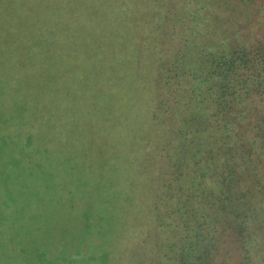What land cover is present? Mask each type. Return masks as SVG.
<instances>
[{"label":"rangeland","instance_id":"rangeland-1","mask_svg":"<svg viewBox=\"0 0 264 264\" xmlns=\"http://www.w3.org/2000/svg\"><path fill=\"white\" fill-rule=\"evenodd\" d=\"M108 1L0 0V264H161L150 32Z\"/></svg>","mask_w":264,"mask_h":264},{"label":"trees","instance_id":"trees-1","mask_svg":"<svg viewBox=\"0 0 264 264\" xmlns=\"http://www.w3.org/2000/svg\"><path fill=\"white\" fill-rule=\"evenodd\" d=\"M107 6L148 24L158 78L143 105L156 181L141 243L156 235L161 264H264V0Z\"/></svg>","mask_w":264,"mask_h":264}]
</instances>
